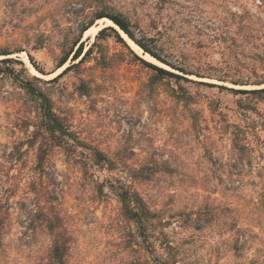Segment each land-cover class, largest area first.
<instances>
[{"label":"rangeland","instance_id":"1","mask_svg":"<svg viewBox=\"0 0 264 264\" xmlns=\"http://www.w3.org/2000/svg\"><path fill=\"white\" fill-rule=\"evenodd\" d=\"M132 1L0 0V61L13 59L0 62V264L46 258L52 237L30 226L41 208L71 237L70 264H264V94L201 83L264 85L147 60L108 17L97 19L122 13L140 23L139 38L181 65V49L156 39L174 19L153 29L152 9L137 12ZM176 1L177 11H202L224 31H235L234 13L254 6ZM90 24L100 27L94 39L83 32ZM82 45L83 62L74 60ZM139 57L188 80L159 82ZM262 76L254 67L251 83ZM24 85L45 94L63 133L48 132L47 103ZM123 189L138 191L156 214L145 233L123 216Z\"/></svg>","mask_w":264,"mask_h":264},{"label":"trees","instance_id":"2","mask_svg":"<svg viewBox=\"0 0 264 264\" xmlns=\"http://www.w3.org/2000/svg\"><path fill=\"white\" fill-rule=\"evenodd\" d=\"M249 1H252L255 8L254 6L252 9L244 8L234 13L235 31H224L218 25L210 24L208 22V16L202 11H188L189 8L185 6L181 7L179 9L180 11H177L176 9L181 4H178L176 0H133L131 4L136 8L137 12H140L141 8L143 10L147 9L146 7L152 9L150 20L153 29L159 27V23L163 22L166 18L174 19V23L171 25L167 23L163 31L157 28L159 33L156 35V39L160 43L171 44L173 46L171 48H174L176 45L175 47L181 49V54H184L182 57L184 61H181V65H175L164 59L160 53L162 49L158 45H151L147 39V35L139 38L137 28L140 27V23H135L122 13H109L107 15L101 13L97 16V19L108 17L132 41L143 49L146 54L151 55L153 58L184 74L197 75L201 78L218 80L235 86H248L251 84L263 86L264 76L261 77L263 81L257 83L251 82L254 78V67L264 68V0ZM92 26L93 24L88 25L84 28L83 32L86 33ZM106 31L107 29L101 31L100 34L103 35ZM118 36L125 42L119 34ZM181 40H184V42L182 43ZM83 53L84 48L82 45L75 54L74 60L81 58V62H83L85 59V56L82 57ZM4 54L9 55V53ZM12 60L7 59L0 62H11ZM139 60L156 72V78L159 82L167 78L188 80L180 74L149 63L140 57ZM31 61L34 63L33 57H31ZM67 61L68 59L63 60L59 68L66 65ZM68 70L70 68L53 81L59 80ZM201 84L213 88L231 90L240 94H264V88L245 90L215 83L203 82ZM24 87L29 92L36 94L40 100H44L47 103L43 118L45 119L44 124L48 132L54 136L63 133L61 119L54 112L51 102L46 98L45 94L42 91L36 93L33 88L27 85H24ZM98 156H100V159H104L102 153H99ZM119 197L122 203L123 216L136 223L145 233L151 218L155 217L156 214L152 212L138 191L123 189L119 193ZM40 204H38L39 207ZM44 211V208H41L40 214L34 216L30 226L33 228L42 227L47 229L52 237V245L46 254V258L34 264H70L71 237L67 234L65 227L62 226L60 217H48L44 214ZM42 213L44 214L43 216H41ZM39 216L41 219L37 218ZM2 244L3 237L0 235V248ZM128 264L142 263L139 260H133ZM159 264L175 263L169 260H163Z\"/></svg>","mask_w":264,"mask_h":264},{"label":"bare ground","instance_id":"3","mask_svg":"<svg viewBox=\"0 0 264 264\" xmlns=\"http://www.w3.org/2000/svg\"><path fill=\"white\" fill-rule=\"evenodd\" d=\"M106 23H108L109 26H113V27L117 28L118 30H120L119 27L113 21H111L110 19L109 20L107 19L106 20ZM99 30H100V27H98V26H92L86 32V36L92 37L94 39V37L97 35V33H98ZM122 34L131 43V45H133L136 49H138V46L136 44H134V42H132V40H130L129 37L124 32H122ZM144 56H145V58L147 60H149V61H151L153 63H156V64H160L162 66H165V65L161 64L160 62H158L156 59H154L151 55H144ZM63 69H64V67L61 69V71Z\"/></svg>","mask_w":264,"mask_h":264},{"label":"water","instance_id":"4","mask_svg":"<svg viewBox=\"0 0 264 264\" xmlns=\"http://www.w3.org/2000/svg\"><path fill=\"white\" fill-rule=\"evenodd\" d=\"M119 29H120V27H119ZM121 31H123V30H121ZM123 32H124V31H123ZM125 34H126V33H125ZM126 35H127V34H126ZM128 37H129V36H128ZM123 38H124V37H123ZM158 61H159V60H158ZM161 63H162V62H161ZM64 66H65V65H64ZM64 66H63V67H64ZM158 66H160V65H158Z\"/></svg>","mask_w":264,"mask_h":264}]
</instances>
